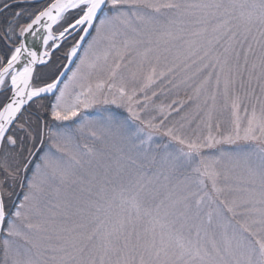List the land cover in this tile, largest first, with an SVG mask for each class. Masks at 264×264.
<instances>
[{
  "label": "snow or ice",
  "instance_id": "obj_1",
  "mask_svg": "<svg viewBox=\"0 0 264 264\" xmlns=\"http://www.w3.org/2000/svg\"><path fill=\"white\" fill-rule=\"evenodd\" d=\"M0 264H264V0H0Z\"/></svg>",
  "mask_w": 264,
  "mask_h": 264
}]
</instances>
